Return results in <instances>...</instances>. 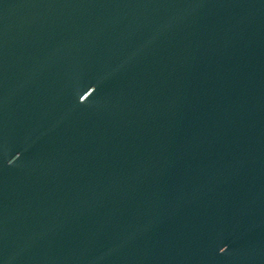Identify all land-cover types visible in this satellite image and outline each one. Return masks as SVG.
I'll list each match as a JSON object with an SVG mask.
<instances>
[{
	"label": "water",
	"instance_id": "1",
	"mask_svg": "<svg viewBox=\"0 0 264 264\" xmlns=\"http://www.w3.org/2000/svg\"><path fill=\"white\" fill-rule=\"evenodd\" d=\"M0 264H264V0H0Z\"/></svg>",
	"mask_w": 264,
	"mask_h": 264
}]
</instances>
